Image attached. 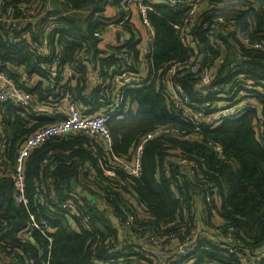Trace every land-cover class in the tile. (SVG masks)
Listing matches in <instances>:
<instances>
[{
  "label": "trees",
  "instance_id": "trees-1",
  "mask_svg": "<svg viewBox=\"0 0 264 264\" xmlns=\"http://www.w3.org/2000/svg\"><path fill=\"white\" fill-rule=\"evenodd\" d=\"M204 1L215 8L199 7L190 26L192 43L203 64L214 67L212 84L235 86L248 104L258 106L264 135V49L252 47L264 41V0ZM146 4L154 36L150 51L142 54L135 30L120 45L110 40L106 23L126 15L122 0L110 3L117 9L111 18L104 15L103 0H0V71L34 101L24 109L0 103V253L23 251L30 264H243L242 255L264 264V147L255 131L258 108L249 105L240 116L196 133V141L169 133L150 142L142 154L141 176L131 178L116 168L113 186L103 174L109 155L100 138L77 132L50 139L25 159L27 207L13 200L10 170L17 147L37 128L63 117L42 116L39 110L45 106L63 111L69 102L84 116L109 113L111 152L120 157L129 156L139 138L156 128L194 134L193 122L169 106L154 75L193 52L179 37L185 9ZM21 5L32 13H23ZM217 16L224 24L214 23ZM128 25L133 26L126 21L123 27ZM125 53L129 62L123 60ZM143 60L149 65L147 73ZM65 69L72 71L68 77ZM123 72L132 87L122 89L121 105L128 100L135 108L111 113L113 94L120 89L115 77ZM174 79L189 96V108L212 101L196 74ZM210 141L222 152L216 153ZM177 150L190 160H203L202 184L198 176L190 178L167 162ZM205 182L219 188L215 213L199 196ZM69 200L82 218L89 217L87 225L53 209ZM131 209L144 219L121 231L124 211ZM30 215L45 223L48 232L33 228L24 238L32 228ZM229 228L235 243L225 240ZM150 234L154 242L147 240ZM184 241L189 250L179 255ZM12 264L23 262L17 257Z\"/></svg>",
  "mask_w": 264,
  "mask_h": 264
},
{
  "label": "built area",
  "instance_id": "built-area-1",
  "mask_svg": "<svg viewBox=\"0 0 264 264\" xmlns=\"http://www.w3.org/2000/svg\"><path fill=\"white\" fill-rule=\"evenodd\" d=\"M88 1V0H84ZM105 5V16L108 14L106 10H113V13H110L109 18L114 17L117 9L115 6H111L110 3L115 0H103ZM157 6H167L171 9L183 8L185 9L183 26L179 30V37L182 44L191 46L192 54H189V58L183 61H174L160 68L158 72H154L160 82L162 83V92L164 93L167 102L171 108L180 110L183 112V115L188 121L193 122L194 124V134L186 133L185 131H180L178 129H169L168 127L156 128L139 138L137 143L132 149V152L129 156L120 157L115 156L111 152V146L113 145L110 132L106 126V122L110 119L109 113H99L90 116H84L80 110L73 104L65 102L64 110L58 111L57 108L50 110L48 107L42 108L40 114L42 116H52L63 117L57 119L52 124H47L37 128L32 132L26 139L17 147V151L14 157V162L12 164L10 173L13 179V200L17 205H22L27 207L28 200L25 194L26 183L24 176V164L25 159L29 153L37 148L38 146L44 144L50 139L53 138H62L70 134L77 132H82L84 135L89 138H100L104 143L105 149L108 152L109 163L107 168H103V174L105 177H108L107 183L113 186V181L110 179L115 177V169H120L127 176L131 178H139L142 171V154L144 148L147 144L152 141H161L162 137L166 134L174 133L180 139L189 141H196L199 137L196 133H200L202 129L214 128L220 125L225 119L236 118L240 116L246 107H254L255 109L258 106L250 103L249 100L243 99V91L237 90V87H233L230 84L225 83H211L214 67L212 65L203 64L202 53L196 48L195 44L192 43V37L190 36V26L199 14V7L206 6L209 9L215 8V5L209 1L201 2V0H122V6H125L126 15L120 19L117 17L112 18V20L106 23L108 28V33L110 35V40L115 43V45H120L123 42V36L125 38L130 37V30L137 31L140 44L138 48L142 54H147L150 51V45L153 40L154 32L151 28L150 22L147 18V4ZM107 5V7H106ZM110 6V7H109ZM23 13H32L30 7L26 5H21L19 7ZM130 21L133 25H128L126 28L125 22ZM214 23L224 24L222 17L217 16L214 18ZM232 24V21H229L227 25ZM206 29V25L203 26ZM119 32V41L116 40L115 33ZM247 44L248 40L243 39ZM252 47L255 49H264V41L252 43ZM124 62L130 61L129 54L125 53L123 56ZM142 68H145V73L148 72V63L146 60H143ZM70 69H65L64 75L68 77L71 74ZM188 74H196L199 78L198 85L202 87L205 93L211 94L213 96L212 101L204 100L201 105L194 104V109L189 108V104H192L189 96L187 95L182 84L175 80L174 78H181ZM126 73L123 72L122 75L117 74L115 77L116 83L120 86L115 94H113L110 111L114 113L116 111H125L129 108L134 109L135 105H130L128 100L125 104L121 105L123 101L122 89L132 87L129 81L125 77ZM123 79V80H121ZM15 84L6 74L0 71V103H12L17 109H24L30 106L34 101L31 94L22 86ZM206 87V88H205ZM245 89H251L250 85H244ZM109 89H106L108 91ZM242 97V99H241ZM252 103V102H251ZM206 110L208 112H206ZM195 114L197 116H195ZM121 117V116H119ZM256 134L260 140V144L264 147V135L263 127L261 125V114L258 108L257 113V124H256ZM210 146L214 148L216 153L222 152V147L220 145H213L209 143ZM167 162L174 164L177 167H180L187 173V176L190 178H195L198 176L197 182L203 183L204 180L200 174V167H203V160L199 157H196L194 160H190L184 153H181L177 150L174 152V155H169L167 157ZM88 173L93 175L91 169L88 168ZM77 184V183H76ZM205 191L202 192L199 196L203 197L204 202L209 207L211 213H215L216 205L219 201L218 191L219 188L211 182H205ZM79 186L74 190L78 192ZM100 193L101 190L97 189ZM57 211L64 212L67 216L72 218L79 219L81 225H87L89 219L88 216L81 217L76 210V206L72 200L65 202H58L53 208ZM137 213L131 209L130 212L124 211V219L120 222L119 225H122L121 231L128 230L132 224H136L137 221H143L142 216H138ZM32 228L26 231L23 235L24 238H29L31 235L32 229L38 230L40 233L45 234L48 232L46 229V224H39L34 220V216L30 215V224ZM232 228H229V232L225 234L226 242L235 243V239L231 235ZM148 241L154 242L155 236L150 234L146 236ZM31 239V238H30ZM48 241H51V238L47 237ZM24 241V240H22ZM188 241H184L179 244L176 253L179 255H185L189 250ZM228 252L232 254L234 252L233 248H229ZM8 256V257H5ZM5 257V258H4ZM17 257L22 259L23 264H30V261L27 255L23 251H7L6 253H0V264L4 262H11ZM243 264H258L254 259H248L245 255H242ZM48 264V261H46Z\"/></svg>",
  "mask_w": 264,
  "mask_h": 264
},
{
  "label": "water",
  "instance_id": "water-1",
  "mask_svg": "<svg viewBox=\"0 0 264 264\" xmlns=\"http://www.w3.org/2000/svg\"><path fill=\"white\" fill-rule=\"evenodd\" d=\"M115 37H116V40L117 41H119V32H116L115 33ZM206 88V87H205ZM71 185H72V187H73V190H76L77 189V184H76V182L73 180V181H71Z\"/></svg>",
  "mask_w": 264,
  "mask_h": 264
},
{
  "label": "rangeland",
  "instance_id": "rangeland-1",
  "mask_svg": "<svg viewBox=\"0 0 264 264\" xmlns=\"http://www.w3.org/2000/svg\"><path fill=\"white\" fill-rule=\"evenodd\" d=\"M105 6V5H104ZM106 7H107V5H106ZM110 7V6H109ZM114 11L113 10H111V9H109V10H106V13L108 14V15H110V13H113ZM87 14H85V16H86ZM99 15H102V14H98V16Z\"/></svg>",
  "mask_w": 264,
  "mask_h": 264
},
{
  "label": "crops",
  "instance_id": "crops-1",
  "mask_svg": "<svg viewBox=\"0 0 264 264\" xmlns=\"http://www.w3.org/2000/svg\"><path fill=\"white\" fill-rule=\"evenodd\" d=\"M13 262V261H12ZM3 264H12L10 261L9 262H4Z\"/></svg>",
  "mask_w": 264,
  "mask_h": 264
}]
</instances>
